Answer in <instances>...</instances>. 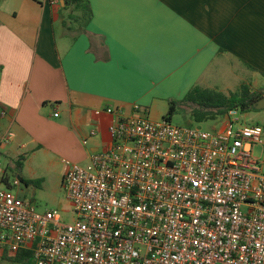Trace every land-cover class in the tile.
Here are the masks:
<instances>
[{
  "label": "crops",
  "instance_id": "0c3cea01",
  "mask_svg": "<svg viewBox=\"0 0 264 264\" xmlns=\"http://www.w3.org/2000/svg\"><path fill=\"white\" fill-rule=\"evenodd\" d=\"M82 1L86 22L69 20L63 0H2L0 153L42 169L61 155L85 163L110 144L115 115L97 111L149 115L195 87L261 90L264 0Z\"/></svg>",
  "mask_w": 264,
  "mask_h": 264
},
{
  "label": "built area",
  "instance_id": "2783aa9c",
  "mask_svg": "<svg viewBox=\"0 0 264 264\" xmlns=\"http://www.w3.org/2000/svg\"><path fill=\"white\" fill-rule=\"evenodd\" d=\"M102 112L115 115L109 146L86 166L65 162L76 219L1 189L2 248L30 252L20 264H264L262 128L237 110L212 131L151 121L136 105Z\"/></svg>",
  "mask_w": 264,
  "mask_h": 264
},
{
  "label": "rangeland",
  "instance_id": "374dc122",
  "mask_svg": "<svg viewBox=\"0 0 264 264\" xmlns=\"http://www.w3.org/2000/svg\"><path fill=\"white\" fill-rule=\"evenodd\" d=\"M2 3V0H0V8L2 7ZM259 83L258 87H260L261 90L258 91V94L260 96L263 95L262 98H264V79L261 78ZM185 97L181 99L173 97L171 100L158 99L153 106L148 109L150 114H145V116L154 122H159L168 118L172 125L199 128L203 131H212L222 126L224 121L221 119L201 122L196 121L193 116L194 108L189 102L184 101ZM171 105L174 107V111L172 115L168 117V111ZM235 118L238 119L239 123L262 128V141H264V108L259 110L251 108L245 112L237 109ZM4 128L5 124L0 120V136L3 134ZM0 142L6 143L8 142V138L5 137L0 140ZM21 152L23 153V151ZM255 152L257 155H260V148L257 147ZM27 157L28 154L15 156L9 153V151L0 153V178H3L0 182V190L11 191L17 198L30 202L37 213L43 214L48 211H55L59 215L62 223H72L76 219V214L67 199L65 189L62 185V179L67 169L65 162L77 163L81 166H86L88 162L78 163L61 155L60 158L52 157V165H50L48 169H42L39 166V162L35 161L36 159H32L28 165H25L24 159ZM33 171L39 175L36 179L40 180L39 183L32 182L36 181L34 178L30 177ZM20 179H22V181H20ZM0 264L19 263L15 257L11 256L8 251H6L5 258L0 261Z\"/></svg>",
  "mask_w": 264,
  "mask_h": 264
},
{
  "label": "trees",
  "instance_id": "16d2710c",
  "mask_svg": "<svg viewBox=\"0 0 264 264\" xmlns=\"http://www.w3.org/2000/svg\"><path fill=\"white\" fill-rule=\"evenodd\" d=\"M63 3V10H69V20L86 22L91 18L89 6L82 0H63ZM72 13H79V15H72ZM262 97L263 95L260 96L258 92H251L246 85H242L238 90L230 92L227 95L195 87L186 95L184 101L189 102L193 106V116L196 121L201 122L223 119L229 110L238 109L242 112L248 111ZM173 111L174 107L171 105L168 111V117L172 115ZM39 181L32 182L39 183ZM29 255L30 252L24 251L20 252L15 258L20 264Z\"/></svg>",
  "mask_w": 264,
  "mask_h": 264
},
{
  "label": "water",
  "instance_id": "95a60500",
  "mask_svg": "<svg viewBox=\"0 0 264 264\" xmlns=\"http://www.w3.org/2000/svg\"><path fill=\"white\" fill-rule=\"evenodd\" d=\"M263 103H264V98H262V99L256 101V102L252 105V108H253V109H256V110L263 109V108H264Z\"/></svg>",
  "mask_w": 264,
  "mask_h": 264
}]
</instances>
